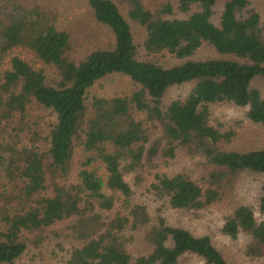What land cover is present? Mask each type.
<instances>
[{"label": "trees", "instance_id": "obj_1", "mask_svg": "<svg viewBox=\"0 0 264 264\" xmlns=\"http://www.w3.org/2000/svg\"><path fill=\"white\" fill-rule=\"evenodd\" d=\"M86 2L114 43L74 62L67 57L71 33L51 13L35 0H0V264H17L29 242L42 246L44 233L60 222L72 238L63 264H177L187 254L229 264L208 234L170 224L162 208H208L239 172L264 179V148L226 149L236 132L211 112L228 104L264 126V95L255 86L264 79L259 14L249 0H175L153 11L142 0H121L127 18L145 29L143 50L175 60L163 65L140 56L118 3ZM203 45L219 56L191 59ZM111 74L131 79L130 94L91 93ZM185 86L166 103L171 89ZM179 150L204 159L205 186L156 161L167 165ZM149 172L147 185L135 188ZM150 201L163 207L150 211ZM128 230L146 252L129 250ZM220 232L233 241L245 237L244 257L264 260V181L257 209L236 205Z\"/></svg>", "mask_w": 264, "mask_h": 264}, {"label": "rangeland", "instance_id": "obj_2", "mask_svg": "<svg viewBox=\"0 0 264 264\" xmlns=\"http://www.w3.org/2000/svg\"><path fill=\"white\" fill-rule=\"evenodd\" d=\"M118 3L122 14L127 18L124 4L121 0H113ZM144 5L151 11L156 10L161 4L166 2L174 3L175 0H142ZM48 13H51L56 21L59 29L67 30L71 33L72 48L67 52V57L78 62L90 51L94 49H107L113 46L114 38L111 30L95 20L91 9L86 0H35ZM249 8L259 14L260 26L264 33V0H249ZM219 9V7H217ZM128 19V18H127ZM133 32L134 40L139 45L140 56L143 59H153L160 64L169 65L175 60L165 53H159L150 56L143 50L142 44L145 39V29L139 25L134 24L129 20ZM18 52V51H17ZM23 52V51H21ZM20 52V53H21ZM216 51L209 45H203L191 59H207L218 57ZM22 57L30 61L34 66L41 67L42 64L33 59L30 52H23ZM5 61V60H4ZM3 61L0 60V64ZM46 74L51 78H57L56 72L52 67L44 66ZM262 94L264 95V79L255 81ZM184 88H173L166 95L164 100L170 101L183 93ZM134 85L129 77L122 74H111L97 82L92 88L91 93L98 94H116L125 96L130 94ZM43 111V110H42ZM212 116L216 119L224 121L226 124L233 127L235 133L234 138L228 144L223 146L228 150H249L264 148V126L250 122L245 118L244 112L239 111L228 104H218L211 106ZM43 115H45V112ZM36 114L39 112L36 111ZM141 117V115H136ZM41 120H39L40 122ZM80 155V149L75 147L72 155V176L77 167V162ZM162 170L167 173L184 172L191 175L195 180L201 183L202 186L206 184V175L209 171L204 159L199 154H190L187 151L179 150L175 159L164 165L161 159H157ZM145 179L141 180L135 188L142 189L145 187L152 177L146 173ZM264 179L262 176L252 174L250 172H239L231 181L225 183V187L220 191L219 200L213 203L208 208L197 211L185 210H171L162 206L156 201H150V211L155 207L162 208L167 221L170 224L182 226L189 229L192 233L208 234L213 243L222 251L227 258L229 264H264L261 261H249L243 255L245 237L240 236L238 240L233 241L221 234L220 227L225 218L231 213L232 209L241 203H249L257 209V201L260 194V186ZM113 211L103 212L104 215L111 217ZM258 215V213H256ZM64 222L50 227L44 234L47 236L41 245H34L29 242L25 254L22 256L17 264H63L66 256L65 249L69 246L70 237L66 236L67 230H64ZM58 232L54 233L53 230ZM133 233L128 230L127 234ZM61 245V247L59 246ZM129 250L136 253L137 251L146 252L148 246L140 238L138 234H134V240L129 245ZM177 264H205L200 258L195 255L187 254L183 256Z\"/></svg>", "mask_w": 264, "mask_h": 264}]
</instances>
